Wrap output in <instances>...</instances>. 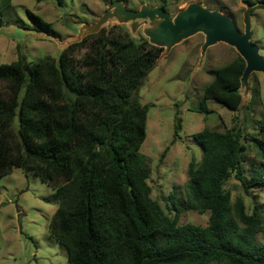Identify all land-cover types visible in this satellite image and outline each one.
<instances>
[{
	"label": "trees",
	"instance_id": "1",
	"mask_svg": "<svg viewBox=\"0 0 264 264\" xmlns=\"http://www.w3.org/2000/svg\"><path fill=\"white\" fill-rule=\"evenodd\" d=\"M248 2L264 9V0ZM161 51L127 31L101 28L57 57L27 62L20 55L1 63L0 176L30 167L55 189L58 204L48 232L70 264H264V250L255 246L263 205L248 212L241 197L231 201L224 189L232 176L245 191L264 186V162L243 179L246 146L239 129L194 134L202 156L188 164L183 204L209 212L207 225L178 224L175 205L170 216L151 198L150 160L140 151L148 106L135 91ZM244 67L238 54L217 67L199 109L207 114L210 99L237 110ZM252 140L264 157V139Z\"/></svg>",
	"mask_w": 264,
	"mask_h": 264
},
{
	"label": "rangeland",
	"instance_id": "2",
	"mask_svg": "<svg viewBox=\"0 0 264 264\" xmlns=\"http://www.w3.org/2000/svg\"><path fill=\"white\" fill-rule=\"evenodd\" d=\"M0 0V64L16 61L21 55L27 62L43 55L57 57L60 51L78 38L87 37L83 30L104 13L112 0ZM127 9L142 5H164L171 17L191 2L216 10H224L238 30H244L243 13L251 4V42L264 56V9L248 0H121ZM28 13L40 16L47 26H38ZM146 27L153 24L121 23L108 19L100 28L106 31H127L134 39L148 38ZM204 34L197 33L157 58L153 67L135 91V98L148 106L146 136L140 151L149 157L148 184L151 198L170 216L178 210V224L205 226L209 212L199 213L184 208L187 168L192 158L199 162L202 148L194 134L203 128L223 132L239 129L246 148L242 153L243 179L249 181L253 172L262 169L264 157L254 144V138L264 139V74L249 76V90L239 91L242 103L231 110L207 99V114L199 109L203 89L214 76L217 67L231 61L238 53L225 44L209 46L204 54L201 45ZM84 50L76 53L77 59ZM224 189L231 201L241 197L248 212L255 203L263 205V226L255 246L264 250V186H249L245 191L233 176ZM174 203V204H173ZM58 204L55 189L42 182L30 167L13 168L0 176V264H70L67 251L48 232L49 220Z\"/></svg>",
	"mask_w": 264,
	"mask_h": 264
},
{
	"label": "water",
	"instance_id": "3",
	"mask_svg": "<svg viewBox=\"0 0 264 264\" xmlns=\"http://www.w3.org/2000/svg\"><path fill=\"white\" fill-rule=\"evenodd\" d=\"M251 7V4H247L243 13L244 30L240 31L228 14L209 9L198 2L189 3L171 17L163 7L142 5L139 9L132 10L127 9L121 0H112L107 4L98 21L93 23V27L85 28L83 31L86 34L97 32L110 18H115L121 23L130 22L132 29L136 28L139 20L144 24L149 22L153 24V27H146L144 34L150 44L162 48L160 55L183 40L202 33L204 34V42L201 45L202 54L209 46L221 42L233 47L244 60L245 67L240 76L239 91L244 88L247 92L251 73L264 74V56L260 53L259 47L251 42ZM81 38L75 42L80 41Z\"/></svg>",
	"mask_w": 264,
	"mask_h": 264
}]
</instances>
